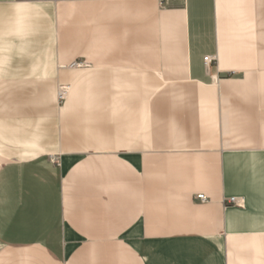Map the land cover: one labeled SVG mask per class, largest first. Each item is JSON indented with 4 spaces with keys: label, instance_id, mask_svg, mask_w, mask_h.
I'll return each mask as SVG.
<instances>
[{
    "label": "crops",
    "instance_id": "0c3cea01",
    "mask_svg": "<svg viewBox=\"0 0 264 264\" xmlns=\"http://www.w3.org/2000/svg\"><path fill=\"white\" fill-rule=\"evenodd\" d=\"M0 264H264V0H0Z\"/></svg>",
    "mask_w": 264,
    "mask_h": 264
},
{
    "label": "built area",
    "instance_id": "2783aa9c",
    "mask_svg": "<svg viewBox=\"0 0 264 264\" xmlns=\"http://www.w3.org/2000/svg\"><path fill=\"white\" fill-rule=\"evenodd\" d=\"M213 57L212 56H205L204 57V61L205 63L207 64H210L212 61H213ZM70 66H76V67H81V63H72ZM67 91H68V88L66 85H59L58 88H57V100L59 103L63 102L65 97H66V94H67ZM196 198L202 202L206 201V197L203 195V194H197L196 195ZM226 202L229 203V204H234V205H237V206H241L242 205V198H239V197H229L228 199H226Z\"/></svg>",
    "mask_w": 264,
    "mask_h": 264
}]
</instances>
